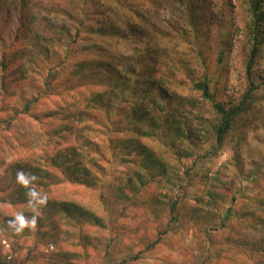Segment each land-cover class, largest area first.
<instances>
[{"label":"trees","instance_id":"1","mask_svg":"<svg viewBox=\"0 0 264 264\" xmlns=\"http://www.w3.org/2000/svg\"><path fill=\"white\" fill-rule=\"evenodd\" d=\"M212 1L0 0V11L17 12L24 42L14 45L12 57L7 50L0 57V143L39 126L48 151H55L43 166L29 153L0 169V264H38V253L51 243L47 264L86 263L88 247L99 254L113 243L130 249L135 231L126 223L138 209L157 222L145 250L161 248L169 225L187 215L201 224L218 220L224 228L200 241L204 249L213 247V264H264V228L258 238L243 234L264 227V196L236 208L235 182L217 173L191 206L178 204L177 191L194 181L182 160L194 158L205 138H214L218 148L264 90V0H236L244 17L237 29L246 87L227 103L214 86L227 72L237 6L221 0L211 21ZM23 47L28 50L19 52ZM64 96L75 98L73 109L44 120L49 102H65ZM85 112L95 113L93 120L87 122ZM77 138L83 139L61 149ZM96 156L123 168L106 174ZM64 186L108 209L118 207L115 220L103 224L73 198L64 199ZM21 209L30 210L21 220L5 215ZM62 225L69 232L64 239ZM90 227H104L107 242L90 243ZM19 234L34 236V243L25 249ZM3 241L16 251L9 260Z\"/></svg>","mask_w":264,"mask_h":264},{"label":"rangeland","instance_id":"2","mask_svg":"<svg viewBox=\"0 0 264 264\" xmlns=\"http://www.w3.org/2000/svg\"><path fill=\"white\" fill-rule=\"evenodd\" d=\"M212 3L214 5L210 18L211 21H216L221 10V0H214ZM236 6V12L234 13L236 24L233 32L234 43L226 67L227 72L226 75L220 78L219 83L214 86L219 90L217 97L225 101V103L230 100L236 101L246 87L241 63L243 47L240 40L242 39V35L239 32L241 27H243L244 17L238 1H236ZM161 14L166 15L164 11ZM21 26L22 24L19 21L17 12L13 10L10 12L0 11V57L3 50H7L9 52L8 56L12 57L13 51L16 50L14 45H24L23 36L17 35ZM16 35L17 38L15 37ZM130 44L127 46H130ZM26 50L28 48L23 47L19 52H25ZM177 78L181 79V76ZM64 97L68 98L65 102L60 101L58 98H54L49 102V105L45 108L46 111L43 110V114H47V118L44 120L51 118L48 115L56 118L59 112H61L62 116L67 115L73 109L70 105L75 98L70 96ZM256 97L257 101L251 111L237 118L233 128L218 148H215L216 142L214 138L208 137L197 145V152L194 158L182 160L184 169L189 170L194 181L191 185L177 191L178 204L181 207L191 206L194 198L205 192L206 181L217 173H222L228 178H232L235 182L232 193L234 192L236 197V201L233 203L236 208L241 209V205L244 202L256 204L264 196V90H260ZM89 114L85 112L84 115L87 122H90L95 117V113H92L91 116ZM40 117L42 119L43 115H40ZM22 130L23 133L20 134L18 141L12 140L9 145L4 142L0 143V169H3L2 166L9 163L18 162L21 157H25L29 153L43 166L45 158L50 157L55 152L48 151L50 147L49 143H47L48 136L46 133H43V128L37 126L36 128L32 127L27 130L23 128ZM82 139H72L71 142L63 145L61 149L69 145L79 144ZM93 158L102 168V172L106 174L123 168L118 161H112V163L107 164V158L105 157L96 156V158ZM104 176L106 180L113 178L112 175ZM62 189L64 199L73 198L74 200L72 201L76 202L82 210L96 213L99 220L103 221V224H106L109 220L112 222L115 220L117 211H119L118 207L113 210L108 209L104 204L96 203L93 200L88 201L85 196L81 195L82 192L78 191V189L76 191V189H70L68 186H64ZM96 196L98 199V194ZM227 206L228 203L220 204L218 211L224 210ZM31 210L36 211L37 209L33 207ZM29 211V209L11 210V212H5V215L9 218L14 217L16 220H21ZM131 213L132 217L126 224L129 226L128 229L133 228V230L130 229L128 232L132 234L135 231L131 235L132 248L122 250L120 249L121 244L114 246L115 244L113 243L107 249L108 253L102 252L99 254L98 249L88 247V252L90 253L88 261L85 263L84 260L78 264H205V260L207 259H209V264L215 263L216 257L213 247L208 244L206 246L207 249H204L200 241L206 238L207 235H221L224 233V228L219 226L218 220L201 224L185 215L183 216L184 219L181 220L182 222L177 220V222L169 225L168 234L164 236L165 244L161 248L145 250L144 245L146 242L154 238H152L151 232H153V228L157 225V222L152 214H145L142 209L134 210ZM62 227L58 234L61 239H64L68 236L69 232L64 228V225ZM104 227H90L85 230L90 243L97 242V240L101 243L107 242L110 233L106 229H103ZM263 228L261 225L254 226L245 230L243 234L251 238H258L262 234ZM73 235L77 238V233H73ZM119 240L120 236L116 240L117 243H120ZM34 241V236L19 234L18 242L25 249L30 247ZM2 246L9 260L14 256L16 251H14L8 242L3 241ZM54 249L55 244L51 243L47 251ZM233 250L235 253L238 252L237 249ZM47 251L43 250L38 253L40 260L38 264L49 263ZM94 260H97V262Z\"/></svg>","mask_w":264,"mask_h":264}]
</instances>
